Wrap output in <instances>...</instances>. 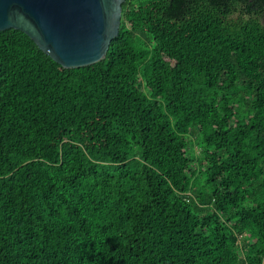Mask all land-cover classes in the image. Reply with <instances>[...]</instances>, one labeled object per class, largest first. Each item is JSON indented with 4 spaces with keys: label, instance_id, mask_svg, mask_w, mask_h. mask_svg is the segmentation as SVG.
Returning a JSON list of instances; mask_svg holds the SVG:
<instances>
[{
    "label": "trees",
    "instance_id": "1",
    "mask_svg": "<svg viewBox=\"0 0 264 264\" xmlns=\"http://www.w3.org/2000/svg\"><path fill=\"white\" fill-rule=\"evenodd\" d=\"M0 264H264V0H126L82 68L1 31Z\"/></svg>",
    "mask_w": 264,
    "mask_h": 264
},
{
    "label": "water",
    "instance_id": "2",
    "mask_svg": "<svg viewBox=\"0 0 264 264\" xmlns=\"http://www.w3.org/2000/svg\"><path fill=\"white\" fill-rule=\"evenodd\" d=\"M126 0H0V32L15 29L66 69L103 61Z\"/></svg>",
    "mask_w": 264,
    "mask_h": 264
},
{
    "label": "rangeland",
    "instance_id": "3",
    "mask_svg": "<svg viewBox=\"0 0 264 264\" xmlns=\"http://www.w3.org/2000/svg\"><path fill=\"white\" fill-rule=\"evenodd\" d=\"M197 139L196 138H194V152L195 153H198V151H199V146H198V144H197Z\"/></svg>",
    "mask_w": 264,
    "mask_h": 264
}]
</instances>
